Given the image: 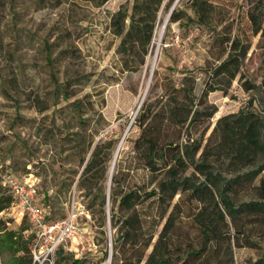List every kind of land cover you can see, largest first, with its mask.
Returning a JSON list of instances; mask_svg holds the SVG:
<instances>
[{
	"label": "rangeland",
	"instance_id": "374dc122",
	"mask_svg": "<svg viewBox=\"0 0 264 264\" xmlns=\"http://www.w3.org/2000/svg\"><path fill=\"white\" fill-rule=\"evenodd\" d=\"M130 1L107 0L99 5L98 0H0V161L8 160L19 177H38L40 193L47 190L53 203L51 219L75 213L82 232L67 240V251L96 264H110L102 250L111 251L109 235L115 229L106 220L105 235L100 233L96 205L99 195L106 197L111 187L115 154L114 174L123 179V188L149 180L144 169L135 168L132 158L139 128L130 124L139 110L144 105L159 109L166 86L192 80L195 107L213 114L201 125L185 127L184 141L187 136L198 138L207 127L206 137L219 117L243 106L258 109L256 100L249 103L258 94L245 92L239 75L227 93H202L209 67L216 64L212 54L219 47L218 38L227 34L249 46L240 72L264 86V36L253 33L249 20L253 12L264 27L263 8L257 0H207L218 10L211 24L193 22L183 27L179 21L169 22V12L174 7L194 19L189 0H163L144 64L121 73L115 52L119 38L107 27L108 11L126 2L130 6ZM85 93L89 97L81 104L84 121L79 122L72 102ZM108 139L116 145L107 158ZM96 145L102 151L98 168L105 165L106 172L88 173V187L82 188L79 177ZM81 155L85 160L80 165ZM22 218L11 209L0 213V220L14 230L28 225ZM246 225L254 243L234 246L224 264H264V229ZM0 264L13 263L0 255Z\"/></svg>",
	"mask_w": 264,
	"mask_h": 264
},
{
	"label": "trees",
	"instance_id": "16d2710c",
	"mask_svg": "<svg viewBox=\"0 0 264 264\" xmlns=\"http://www.w3.org/2000/svg\"><path fill=\"white\" fill-rule=\"evenodd\" d=\"M105 1L98 0V4ZM162 2L131 0L130 6L126 2L108 11L107 27L119 38L115 52L121 73L135 71L144 64ZM189 4L195 12L194 19L173 7L169 22L179 21L180 27L193 22L208 26L218 12L207 0H189ZM257 4L263 8L264 16V0H257ZM249 20L253 33L263 37L260 17L250 12ZM218 39L219 47L212 54L216 64L209 67L203 95L216 90L227 93V87L239 75L238 82L245 92L260 95L249 99V103L256 100L258 109L243 106L219 117L206 137L207 127L198 138L187 136L184 141L181 137L185 127L201 125L213 114L195 107L192 80L166 86L165 101L159 109L144 105L139 110L130 124L139 128L132 158L135 168L144 169L149 180L123 188V179L113 172L106 197L99 195L97 205L94 201L100 233L105 235L106 220L115 229L109 235L111 251L102 250V257L110 255V264H224L234 246L254 243L246 224L264 229V86L240 72L249 46L229 34ZM87 97L85 93L72 102L79 122L84 121L81 104ZM88 104L93 109V102ZM112 140L106 142L107 158L116 145ZM101 155L96 145L79 177L82 188L88 187L85 175L97 169L101 174L106 172L105 165L98 168ZM84 160L81 155L80 165ZM5 162L10 173L17 176L8 160L0 161L3 169ZM93 178L94 174L88 176V180ZM39 190L38 181L36 203L44 208L45 221L63 220L51 219V197L47 190L43 194ZM13 203L12 194L0 183V213L11 209ZM22 217L28 225L18 230L0 220V255L13 264H31L32 260L36 235L27 216ZM66 244L56 248L54 264H96L75 257L67 251Z\"/></svg>",
	"mask_w": 264,
	"mask_h": 264
},
{
	"label": "built area",
	"instance_id": "2783aa9c",
	"mask_svg": "<svg viewBox=\"0 0 264 264\" xmlns=\"http://www.w3.org/2000/svg\"><path fill=\"white\" fill-rule=\"evenodd\" d=\"M5 162L4 169L0 163V183L13 196L11 211L20 216L26 215L35 231V241L32 247L34 264H54V253L59 244L77 237L82 229L75 220V213L61 221L48 223L45 221L44 208L37 205L38 178L33 175L18 177L10 173Z\"/></svg>",
	"mask_w": 264,
	"mask_h": 264
},
{
	"label": "bare ground",
	"instance_id": "6f19581e",
	"mask_svg": "<svg viewBox=\"0 0 264 264\" xmlns=\"http://www.w3.org/2000/svg\"><path fill=\"white\" fill-rule=\"evenodd\" d=\"M163 27V26H162ZM162 35H163V29L161 28L160 30H158V32L156 33V37H157V45H159V43L161 42V40H162ZM114 160H113V162H112V164H111V168H110V174L112 173L113 174V172H114V166H115V162H116V158H117V155L115 154V156H114Z\"/></svg>",
	"mask_w": 264,
	"mask_h": 264
},
{
	"label": "water",
	"instance_id": "95a60500",
	"mask_svg": "<svg viewBox=\"0 0 264 264\" xmlns=\"http://www.w3.org/2000/svg\"><path fill=\"white\" fill-rule=\"evenodd\" d=\"M172 8H173V7H172ZM172 8H171V10H172ZM171 10H170V11H171ZM117 149H118V147H117ZM108 261L110 262V255H109V259H108Z\"/></svg>",
	"mask_w": 264,
	"mask_h": 264
},
{
	"label": "crops",
	"instance_id": "0c3cea01",
	"mask_svg": "<svg viewBox=\"0 0 264 264\" xmlns=\"http://www.w3.org/2000/svg\"><path fill=\"white\" fill-rule=\"evenodd\" d=\"M74 238H75V237H74ZM74 238H73V239H74ZM71 239H72V238H71ZM71 239H69V240H71Z\"/></svg>",
	"mask_w": 264,
	"mask_h": 264
}]
</instances>
